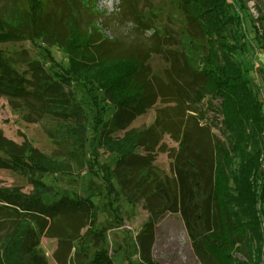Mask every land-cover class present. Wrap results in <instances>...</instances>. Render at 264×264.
<instances>
[{"label":"rangeland","instance_id":"obj_1","mask_svg":"<svg viewBox=\"0 0 264 264\" xmlns=\"http://www.w3.org/2000/svg\"><path fill=\"white\" fill-rule=\"evenodd\" d=\"M221 1L226 3L222 5L230 15L221 38L228 48L216 36L206 41L203 38L199 40L203 45L198 46L200 57L207 59L210 45L215 51H221H216L218 61L223 57L220 47L227 51L229 47L233 49L230 56L243 69L264 115V0ZM23 2L0 0V17L20 10ZM26 3L28 11L32 10L43 25L46 23L52 34L33 41H0V55L25 79L23 88L27 91L23 95L0 93V132L5 139L0 148V206L14 207L1 198L4 194L13 195L12 200L20 195L30 197L35 183L45 191L41 198L45 205L64 198L85 206L94 223L82 228L81 236L75 233L77 229L62 225V234L65 231L71 238L78 236V241L58 243L56 238L42 235L39 250L47 264H59L54 255L61 264H89L100 250L109 264H204L194 253L196 259L189 257L186 247L190 246L193 251L176 213L161 215L153 227L144 226L148 221L147 211L141 202L130 203L126 199L115 176L117 149L123 144V135L152 125L156 110L163 105L158 102L129 124L111 131L115 107L96 83L83 84L69 73V57L60 43L67 27L62 20L64 9L75 16L83 29L99 16L97 37L108 39L112 51L126 49L129 53L130 49L156 48L159 53H153L148 59L151 74L164 81L169 75L170 82L180 89L184 110L191 109L187 112L224 141L227 136L221 122L219 99L208 96L201 101L197 99L194 91L200 81L195 77L201 75L185 62L192 55L194 38L200 37L196 25L174 8L170 0H132L130 6L122 0H28ZM173 57L177 58L174 68ZM39 80L43 84L36 90ZM163 142V150L157 148L152 152L153 166L171 179L172 160L168 153L173 147L178 151L179 146L168 134ZM261 145L264 150V143ZM135 152L146 154L140 147ZM262 154L256 181L258 193L261 173H264V151ZM17 159L23 161L24 168L14 164ZM4 213L0 208V236L15 226L13 219L7 220ZM68 213L73 214L71 210ZM49 221L53 228L58 224L52 219ZM261 226L264 234L263 222ZM3 245L0 260L7 254ZM145 257L150 261L143 260ZM261 264H264V255Z\"/></svg>","mask_w":264,"mask_h":264},{"label":"trees","instance_id":"obj_2","mask_svg":"<svg viewBox=\"0 0 264 264\" xmlns=\"http://www.w3.org/2000/svg\"><path fill=\"white\" fill-rule=\"evenodd\" d=\"M131 1L122 0L126 6H130ZM25 2L28 0H24L20 10L0 17V41H33L52 34L46 23L43 25L32 10L28 11ZM170 2L198 29L200 37L194 38L196 44L191 59L186 57L185 62L201 75L195 77L200 81L199 88L194 91L197 99L201 101L206 96L219 99L227 139L216 138L206 124H201L202 121L187 112L191 109L184 110L179 98L180 89L170 82L169 75L164 81L151 74L148 59L153 53H159L156 48L130 49L129 53L126 49L112 51L108 39L101 35L97 37L99 16L83 29L78 26L75 16L62 9V20L67 27L60 43L69 57L68 71L83 84L96 83L113 104L111 131L129 124L158 102L163 105L156 110L152 125L126 132L121 138L123 144L117 149V182L130 203L141 202L147 211L148 221L144 226L153 227L161 215L176 213L187 231L193 253L204 264H261L264 255L261 226L264 223V173H261L262 181L258 186L260 193L256 181L264 151L261 145L264 143L262 105L251 90L243 69L232 59L233 49L229 47L227 51L220 47L223 57L218 61L217 50L210 45L207 59L200 57L198 46L203 38L206 41L216 36L218 42L228 48L221 39L230 16L224 6L226 3L221 0ZM75 12H78L77 8ZM101 25L103 27V21ZM217 52L221 51L218 49ZM171 62L174 68L177 58L173 57ZM24 83L25 79L0 55V93L23 95L27 92ZM41 84L43 82L39 80L36 90ZM182 115L183 119L180 118ZM166 134L179 146L178 151L173 147L168 153L172 160L171 179L153 166L152 152L165 148L163 138ZM4 140L0 132L1 149ZM139 147L146 154L136 153ZM22 162L17 159L14 164L24 168ZM34 190L30 197L20 195L13 200L11 194L1 197L14 206L0 208L6 211L7 220L13 219L15 226L11 232L0 236V246L4 244L7 253L0 264H47L45 255L39 250L42 235L52 236L59 240L58 243L76 242L81 236L79 231L82 233V228H89L94 223L85 206H78L79 202L61 198L45 205L41 201L45 191L37 183ZM51 219L58 222L54 228ZM64 224L78 230L75 232L77 238L69 237L65 231L62 234ZM56 256L54 258L61 264ZM143 260L148 262L150 258ZM89 264L109 263L100 250Z\"/></svg>","mask_w":264,"mask_h":264},{"label":"crops","instance_id":"obj_3","mask_svg":"<svg viewBox=\"0 0 264 264\" xmlns=\"http://www.w3.org/2000/svg\"><path fill=\"white\" fill-rule=\"evenodd\" d=\"M186 251L189 253V257H190V255H191V257H192L193 259H196L195 256L193 255V252H191L190 246L186 247ZM192 258H191V259H192ZM193 264H195V263H193ZM196 264H198V263H196Z\"/></svg>","mask_w":264,"mask_h":264}]
</instances>
